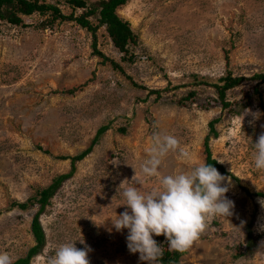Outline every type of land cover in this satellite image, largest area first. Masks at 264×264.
<instances>
[{
  "label": "rangeland",
  "instance_id": "obj_1",
  "mask_svg": "<svg viewBox=\"0 0 264 264\" xmlns=\"http://www.w3.org/2000/svg\"><path fill=\"white\" fill-rule=\"evenodd\" d=\"M38 1L64 16L72 11L67 0ZM116 14L135 36L125 53L105 26L93 36L49 12L20 16L18 25L0 21V251L15 262L35 244L30 224L39 205L12 203L32 200L73 169L39 214L43 246L28 264H47L67 241L83 248L81 238L90 264H147L111 219L125 210L124 187H160V177L140 171L159 132L189 153L162 158L161 175L204 163L208 135L219 172L232 182L226 195L234 214L213 219L178 264H264V170L255 168L252 146L264 131V81L251 79L264 73V0H128ZM227 74L245 81L225 92L223 109L211 85ZM245 109L261 113L254 125L250 115L242 124ZM101 126L107 129L93 143ZM90 146L72 167L70 159Z\"/></svg>",
  "mask_w": 264,
  "mask_h": 264
},
{
  "label": "clouds",
  "instance_id": "obj_2",
  "mask_svg": "<svg viewBox=\"0 0 264 264\" xmlns=\"http://www.w3.org/2000/svg\"><path fill=\"white\" fill-rule=\"evenodd\" d=\"M241 115L242 124L244 117L250 115L249 124L254 125L261 113L245 109ZM261 128L264 129V125ZM152 141L148 158L140 164V171L146 178L160 177V187L150 190H144L142 186L124 187L125 210L111 221L117 232L128 230L126 241L130 253H139L141 262L158 264L163 247L154 236H165L170 250L187 251L199 241L213 219L231 217L235 204L226 195L232 184L231 177L222 175L211 164L204 162L187 171L161 175L162 158L178 150L185 158L189 157V153L180 149V142L174 135L156 132ZM252 146L254 166L257 170H264V131L260 132ZM120 162L118 155L112 160L114 166ZM134 171L136 176L135 168ZM136 184L140 182L136 181ZM258 203L264 208V199H259ZM244 223L241 222L242 225ZM76 242L59 244L47 264H90V246L84 238L79 239L83 248H77ZM0 264H14L9 252L0 251Z\"/></svg>",
  "mask_w": 264,
  "mask_h": 264
},
{
  "label": "trees",
  "instance_id": "obj_3",
  "mask_svg": "<svg viewBox=\"0 0 264 264\" xmlns=\"http://www.w3.org/2000/svg\"><path fill=\"white\" fill-rule=\"evenodd\" d=\"M127 1L128 0H98L88 2L87 0H67V3L72 8V11L68 16H64L63 14H61V11L57 6L44 3L43 1L40 2L38 0H0V21H5L9 24L18 25L21 23L20 16H29L33 13L44 15L45 13L49 12L53 19L56 20L57 18H60L64 20L74 21L77 25L89 31L93 36L98 26H105L106 32L109 38L111 39L113 46L119 52L125 53L127 52V46L130 43H134L135 36L131 31L128 22L121 19L116 14V10L122 5H124ZM76 8L81 11L79 15H75L74 13V10ZM89 17H95L98 22V25L92 26L89 21ZM92 48L95 53H99L95 50V44H92ZM251 79H255L259 82H262L264 81V73L255 74ZM243 81H245L243 77L233 78L230 76V74H227L225 77L219 78L216 83H213L211 85L214 88L215 93L217 94L219 102L223 109L230 106V102L225 100V92L239 85ZM256 90L257 89L255 88L254 91ZM249 104L250 101L244 103V106H247ZM215 122L216 120H213L208 124L209 133H211L214 137L217 135V132L214 129ZM106 129V126H101L97 130L93 143L96 142L98 136L103 133ZM208 140L209 138L207 135L204 138V152L206 155L205 163L211 164L220 172H224L222 166H220L216 162V160L212 158L210 149L208 147ZM91 146L87 150L81 152L77 156L72 157L70 159L72 167L75 161L82 159L90 151ZM72 170L69 174L57 177L51 185L39 191L36 196L33 197L32 200H27L26 202L22 203H12V205H15L21 210L27 209L30 201H34L39 205L38 211L33 216L30 224L31 234L35 239V244L28 250L24 258L17 259L14 264H28L30 258L34 256L43 246V233L41 226L38 222L39 214L48 204V200L52 197L54 191L57 189L59 184L62 182V180L67 178L72 173ZM259 196L263 197L264 199L263 194H259ZM159 238L161 240H164V244L166 245L163 247V255L159 258L158 264H178L179 257L183 254V252L170 250L165 236L161 235L159 236Z\"/></svg>",
  "mask_w": 264,
  "mask_h": 264
}]
</instances>
